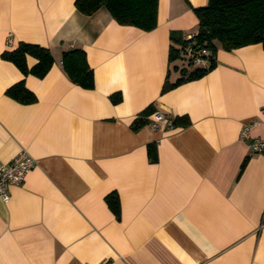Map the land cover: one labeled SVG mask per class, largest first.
Instances as JSON below:
<instances>
[{"label":"crops","instance_id":"obj_1","mask_svg":"<svg viewBox=\"0 0 264 264\" xmlns=\"http://www.w3.org/2000/svg\"><path fill=\"white\" fill-rule=\"evenodd\" d=\"M206 3L157 0L142 30L74 0H0V163L21 149L36 160L0 199V264H264V153L240 136L248 124L264 141V46L216 42L213 68L162 92L185 64L169 61L170 33L194 35ZM20 41L50 50L43 76L2 57ZM71 47L92 88L64 71ZM19 81L34 101L7 94ZM148 105L176 122L133 129Z\"/></svg>","mask_w":264,"mask_h":264},{"label":"trees","instance_id":"obj_2","mask_svg":"<svg viewBox=\"0 0 264 264\" xmlns=\"http://www.w3.org/2000/svg\"><path fill=\"white\" fill-rule=\"evenodd\" d=\"M76 9L84 14H92L98 8H106L112 17L120 24L136 26L142 30H150L156 25L157 0H74ZM198 17L196 33L186 39L176 31L170 33L169 61L183 59L181 50L191 44L194 49H207L206 61L192 65L187 61L180 68L181 76L173 83L165 80L162 92L182 80L199 77L214 67V52L216 42L221 48L230 50L250 43H261L264 46V0H207L203 6L194 7ZM36 58V63L28 67L26 56ZM2 57L13 61L24 73L43 76L53 63L50 50L37 43L20 41L16 47L3 51ZM62 67L67 76L75 83L85 88L94 86L93 71L86 61L82 48L71 47L62 52ZM191 66V68L189 67ZM7 94L21 102H32L35 94L29 90L23 81L16 82L6 90ZM117 102L120 94L111 95ZM153 112L152 105H148L133 120V129L149 122L147 115ZM172 120V124L175 123ZM186 121L184 123H187ZM149 155L156 159L155 145L149 144ZM107 203L114 213L118 214V197L115 194L106 196Z\"/></svg>","mask_w":264,"mask_h":264},{"label":"built area","instance_id":"obj_3","mask_svg":"<svg viewBox=\"0 0 264 264\" xmlns=\"http://www.w3.org/2000/svg\"><path fill=\"white\" fill-rule=\"evenodd\" d=\"M193 34L188 33L185 38H191ZM209 51L207 49H194L191 44L186 45L182 51L184 59L192 65L204 63L206 55ZM149 124L153 128L171 127L172 120L165 116L160 111H154L149 118ZM249 125L245 124L241 127L240 136L248 139L249 149L251 152L264 153V141L260 139H251L248 134ZM36 160L31 156L27 150L21 149L9 161L0 163V199L7 202L9 199V187L11 185L20 184L26 173L35 165ZM102 264H109L108 262Z\"/></svg>","mask_w":264,"mask_h":264},{"label":"rangeland","instance_id":"obj_4","mask_svg":"<svg viewBox=\"0 0 264 264\" xmlns=\"http://www.w3.org/2000/svg\"><path fill=\"white\" fill-rule=\"evenodd\" d=\"M180 61L184 62L185 65L187 66V62H186V60L184 58H183V60H180ZM180 61H177V63L180 64ZM189 67L191 68V66H189Z\"/></svg>","mask_w":264,"mask_h":264}]
</instances>
